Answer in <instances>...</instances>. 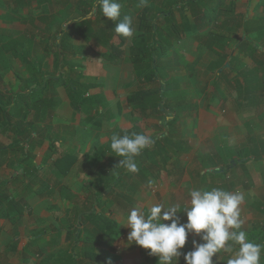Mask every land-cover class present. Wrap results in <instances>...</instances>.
Returning <instances> with one entry per match:
<instances>
[{
  "label": "rangeland",
  "instance_id": "rangeland-1",
  "mask_svg": "<svg viewBox=\"0 0 264 264\" xmlns=\"http://www.w3.org/2000/svg\"><path fill=\"white\" fill-rule=\"evenodd\" d=\"M37 1L38 6L28 19L32 25L27 26L32 40L26 41L24 33L17 30L0 34V67L14 70L8 77L5 75L8 71L3 75L0 73L3 77L0 90L7 86L8 90H13L10 80L16 81L14 74L27 77L37 68L56 76L59 57L55 52V39L67 30L72 32L69 43L76 45L77 49L69 62L71 71H63L62 76L67 80V75L72 72L74 80H67V83L81 82L90 87L83 95L87 101L81 113H73L72 116L71 109L64 102L68 98L67 89L58 88L57 94L51 93V103L36 115L34 132L38 133L37 139L41 138L42 142L30 148L28 162L31 168L36 167L41 171L38 173L41 181L37 182L34 176L24 175L19 168L15 170L8 166L18 158L16 152L6 149L1 155L0 164L5 168L0 174V190L1 184L8 182L9 188L6 190L10 195L13 193V198L17 200L24 198L26 203H21L23 212L20 215L12 212L9 219L0 220V264H67L66 256L72 251L71 243L64 240L68 225L75 223L79 213L93 206L96 181L109 177L108 182L112 183L115 176L126 171L118 165L120 158L110 148L109 138L116 134L117 128L126 130L125 134L138 132L151 136L154 143L149 149L156 152V162L141 157L135 159L139 171L132 181L138 182L139 188L128 208L118 205L116 200L119 202V196L114 197L115 201L105 197L96 205V212H103L118 224V233L113 236L107 253L97 248L98 260L85 258L82 244L75 245L73 251L78 254L79 264H158L157 257L149 255L148 250L127 240L130 230L121 224L133 208L147 211L150 205L157 203L177 207V210H181L177 212L179 222L184 223L187 218L183 208L189 203V191L193 188L209 190L203 182L216 179L211 174L214 170L220 172L218 179L221 184H232L231 192L239 191L244 195L240 205L243 230L262 229L264 0H222L217 16L221 27L209 31L205 26L198 31L181 30L189 24L199 23L201 16L210 14L211 0L200 2L199 14L195 16L189 10L178 11L175 8L171 24L163 17L156 16V42L161 41V34H169L168 31L173 28L174 35L162 42L167 53L158 59L159 71L151 81L138 74L130 59L132 37L119 46L123 53L115 61L87 53L83 59H89L94 67L91 71L85 70L80 56L92 42L98 44V52L110 49L109 44L86 40L85 26L76 32L80 16L93 22L95 12L91 10L92 13L88 15L81 14L75 7L78 0ZM90 1L93 3L94 0ZM120 2L126 3L136 15L142 12L139 0ZM155 2L153 5L158 7L159 4ZM39 16H45L46 21H40ZM99 24H103V20H99L98 24L93 22L91 29L98 32ZM143 35L148 37V43L154 39L147 33ZM244 40L247 45L252 43L258 46V50L251 51L245 47L240 51L237 45ZM113 42L118 44L120 39L115 37ZM66 50L63 48L64 57L69 54ZM24 52L29 53L28 61L22 60ZM33 59L40 60L41 65L36 68L31 62ZM143 68L147 69L145 65ZM250 89L252 91L249 93ZM103 90L110 93L109 101L100 95ZM140 91L145 92L144 105L141 104L143 100L139 104L128 100L130 94ZM161 93L170 109L161 104L156 108L149 103ZM94 95L102 96L99 106L90 100ZM176 104L180 107L174 111ZM34 112L32 107L27 120L34 116ZM17 119L14 118L15 121H24V118ZM40 132L45 137L56 139L53 147L49 146L47 138L41 137ZM16 140V135L9 130L6 133L0 131V147H7ZM174 143L183 148L176 157ZM65 153L73 154L76 163L71 165L66 175H61L53 171V162ZM169 155L166 168H161L159 157ZM234 160L236 163H233ZM240 160L244 161L237 162ZM91 165L99 167L91 168ZM15 171H18V182L8 180ZM143 176L146 181H141ZM128 182L125 190L130 191ZM262 233V238L256 243L264 245ZM193 240L199 242L200 238L190 233L182 252L192 249ZM231 255L218 253L213 257L214 264H227ZM49 258L50 261H46ZM178 264H185L183 256ZM260 264H264V250Z\"/></svg>",
  "mask_w": 264,
  "mask_h": 264
},
{
  "label": "trees",
  "instance_id": "trees-1",
  "mask_svg": "<svg viewBox=\"0 0 264 264\" xmlns=\"http://www.w3.org/2000/svg\"><path fill=\"white\" fill-rule=\"evenodd\" d=\"M78 1V6L75 3V7H78V10L81 12V14L88 15L92 13V11H94V15L96 18L93 22L98 24L99 20H103V24H99L98 32L93 31L91 29V24L93 22L89 20L90 18L86 20L85 17L80 16L78 21L79 28H77L76 32H79V29L82 28V26H85L86 30L84 38L86 40L93 39L102 45L109 44V50L100 52V56L102 58H105L108 61H115V59L121 57L123 51L119 49V46L124 44L128 38L120 36L115 32V24L118 23L119 20L110 21L105 18L101 14L96 0H94L93 3L90 0ZM154 1H156L155 3L159 4L158 7H155V4L153 5ZM202 1L204 0H147V4L141 7L142 12L136 15L130 9V7L127 6L126 3L120 2L119 0V2L122 4L121 16L119 19H122L124 15L131 16L133 22L132 26L137 32V34L133 35L131 38L132 45L129 49V56L140 76L142 74L145 77L144 78L142 76L144 79L150 81L155 79L157 72L159 71L158 59H161V56L167 53V49H165L162 42L165 41L164 39L168 40L170 38V35H174L173 28L172 31H168L169 34H161V41L156 42V39L154 38L156 34L155 32L158 31L157 24L155 23V20L157 19L156 16L163 17V19L171 24L174 19L173 10L175 8L179 9L178 11L189 10L195 16L199 14V3ZM221 2L222 0H211L209 3L210 14L201 16L199 18V23H192L184 26L181 31H198L203 26H205V29L207 31H209L210 29L212 30L213 28H220L221 25L218 24L217 16L221 11ZM46 19L47 18H45L44 16L40 17V21H46ZM144 33H147L149 34V37L151 36L152 38H154H150L152 39L151 43L147 42L148 37L144 36ZM71 35L72 32L70 30H67L62 34H59L55 39V41H57L55 43L57 47L55 52L57 57H59L55 69V71H57L58 73L56 76H54L53 74H49L48 72L41 71L39 68H37L39 65H41V61L33 59L31 60V62L36 66L37 69L32 71L27 77L16 74L15 78L18 82L17 88L14 87L13 90H8L7 88V90H5L4 92L0 91V131L6 133L9 130L11 134L13 133L17 137V140L11 142L7 147H0V160L1 155L6 152V149H11L12 152H16L18 154V158L13 163H11L12 166L16 167V170L19 168V170H21L24 175L27 174L28 176H34L37 182L41 181V178L38 177V173L41 171L39 169H36V167L31 168L28 162L30 160V148L32 149L35 147V144H40L42 142L41 138L37 139L38 133L34 132L36 127V115H39L43 110V107H45L48 103H51V93L57 94L58 88L67 89L69 106L72 109L73 113H81L87 101L86 99H83V95L85 92H87V89H89L90 86H85L81 82H76V84L67 83V80H74L71 76L72 72L67 75V80H65V78L62 76L63 71H71L69 62L71 57H74L76 55L75 50L77 46L71 45L69 43ZM115 37H118L120 39V42L118 44H115L113 42V39ZM246 39L247 38H245V40ZM245 40L239 42V44L237 45L240 51L245 50L247 47H249V50L251 51L258 50V46H255L252 43H249V45H247ZM63 48L67 49L66 52H69L68 57L63 56ZM158 51L159 53H157ZM28 57L29 53L24 52L22 60L28 61ZM143 65H145L147 69H144ZM251 91V89L248 90L249 93ZM48 94H50V96H48ZM144 94L145 92L143 91L130 94V96H128V100L130 102H137V104H139V101L143 100L141 104L144 105ZM101 98L102 97L100 96H92L90 100L94 101L96 104L98 103L97 106H99ZM149 103H151V106H155L156 108L161 104V106H165L170 109V106L166 102V98L163 93L159 94L156 99L150 100ZM30 104H32V106H30ZM32 107L35 110L33 114L34 116H32L30 120H27L28 118L26 117L29 111H31ZM179 107L180 106L177 104L174 105V111ZM14 118H18L17 120L24 118V121H15ZM125 133L126 130H122V128H117L116 130V134L124 135ZM34 135L36 136L34 137ZM40 135L41 137H43V132H40ZM176 137L178 138L179 136ZM46 138L49 140V146L53 147V143L54 141H56V139L52 137H45V139ZM110 139L111 138H109V140ZM180 148H182L180 144L174 143V157H176V155L182 151L183 148ZM99 150L100 149H98V151ZM138 157H141L143 160H147L150 162H156V152L150 150L149 147L144 149L141 155ZM168 158H170V155L166 157L162 156L161 158L159 157L160 163H162L161 168H166L165 164ZM241 161L244 160H240L237 162ZM74 163H76V157L73 154H62L53 162V166L55 168L53 171H58L61 175H66L72 168L71 165H73ZM233 163H236V160H234ZM98 167L99 165H91V168ZM211 172V174H213L214 178L216 179H211L209 183L203 182V184H205V186L208 187L209 190L213 187H220L228 191L231 190L232 184L224 185L220 183V180L218 179V173L220 172L215 170ZM135 173L136 172H129L127 170L125 172H121L119 175L113 178L112 183L108 182L109 177L96 181L97 186L94 190L95 194L93 196V206L87 211L79 213L75 223L68 225V228L64 232V240L66 242H69L68 244L71 243L70 249L72 250L66 256L67 264H79L77 260L78 254L73 251L75 245L79 243L82 244L83 256L85 258H88L89 260H98V256L96 254L97 248H101L103 252L107 253V249L108 247H110V244L114 239L113 236L118 233L119 227L116 222L111 221L107 216L104 215L103 212H96L95 207L101 201H103L105 197H110L111 200L115 201L114 197L116 196H119V199L122 200H119V202L118 199L116 200L118 205H121V207L128 208V206L132 205L134 194L139 188L138 182L132 181V177ZM142 180L146 181V177H141V181ZM12 181H20L19 176H13ZM126 182L129 183L128 185L130 186V191L125 190L127 187ZM8 184V182H4L3 184H1L2 188L0 190V220L9 219L12 216V212H14V214L20 215L23 212V205L24 203H26L24 198H20L17 200L15 197L13 198V196L10 195V192L6 190V188H9ZM127 191L129 193H126ZM70 196L68 198H70ZM21 203H23V205ZM1 224L2 223L0 222V227ZM246 232L249 236V239L256 243L259 239L262 238L264 227L258 231L252 229ZM199 242L202 241L199 240ZM50 259L51 258L46 259V261H50Z\"/></svg>",
  "mask_w": 264,
  "mask_h": 264
},
{
  "label": "clouds",
  "instance_id": "clouds-1",
  "mask_svg": "<svg viewBox=\"0 0 264 264\" xmlns=\"http://www.w3.org/2000/svg\"><path fill=\"white\" fill-rule=\"evenodd\" d=\"M101 14L110 21H117L115 32L125 38H131L135 29L132 17L121 16L122 4L119 0H96ZM147 0H139L143 7ZM154 143L151 136L143 133L114 134L110 148L118 156V165L129 172H138L135 158ZM190 200L183 208L186 221L180 223L175 206L152 204L147 211L133 208L126 220L127 240L135 243L148 254L157 257L158 264H178L183 256L185 264H214L213 257L218 253H231L227 264H260L264 245L255 243L242 228L240 205L244 195L220 187L210 190L193 188L188 193ZM165 221H169L165 223ZM194 233L200 241H192V249L182 252L188 235Z\"/></svg>",
  "mask_w": 264,
  "mask_h": 264
},
{
  "label": "crops",
  "instance_id": "crops-1",
  "mask_svg": "<svg viewBox=\"0 0 264 264\" xmlns=\"http://www.w3.org/2000/svg\"><path fill=\"white\" fill-rule=\"evenodd\" d=\"M39 5H40V3H39ZM37 6H38V1L37 0H0V34L3 33V35H4V34L10 33L11 31H16L17 30V32L24 33L23 37L26 38V41L32 40V35H30L28 33V29H27V26L28 25L31 26L32 24H29L30 20H28V19H29V17H31L30 14L32 13L34 8L37 7ZM92 43L90 45L91 48L89 47L88 50L85 49L84 51H82L83 52L82 56H80L82 58V60L80 62V63H82L81 65L83 66V68L85 70H90V71L93 69L94 63L89 61V59L88 60L87 59H83V57H86L87 53L89 54V52H91L93 55H96V56L100 55V52H98L99 51L98 44H94L93 43V45H92ZM94 58H93V60H94ZM4 67L5 66L0 67V73L2 75L4 74L3 72H7L9 70V68H4ZM87 67H89V68H87ZM13 71L14 70L8 71V73L5 74L6 77H8L9 73H12ZM2 75H1L0 82H2V79H3ZM13 76H15V74ZM10 81H11V85L13 87L17 88V86H18V82H16L17 80L16 81L10 80ZM7 88H8V86L5 87L4 90H0V91L4 92L5 90H7ZM100 95L105 97L104 99L106 101H109L110 93L108 94V92L106 90H103L100 93ZM94 96H99V95H94ZM102 96H100V97H102ZM64 102H66L68 109H71L70 106H69V98L64 99ZM71 111H72V109H71ZM73 115L74 114H73V111H72V116ZM8 166H12V164L10 163V164H8ZM2 168H5V166L4 165L0 166V174H1L2 170H3ZM13 168L16 170V167H13ZM16 173H18V171L13 172L11 174V177L8 180L11 181L12 177L16 176ZM2 174H4V172ZM12 196H14L13 193H12Z\"/></svg>",
  "mask_w": 264,
  "mask_h": 264
}]
</instances>
